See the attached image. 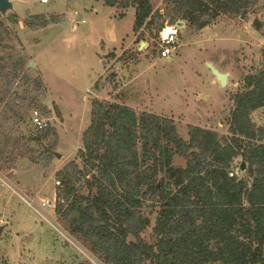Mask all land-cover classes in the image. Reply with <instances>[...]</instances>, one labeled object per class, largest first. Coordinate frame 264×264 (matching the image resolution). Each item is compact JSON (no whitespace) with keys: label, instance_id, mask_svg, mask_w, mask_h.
<instances>
[{"label":"trees","instance_id":"16d2710c","mask_svg":"<svg viewBox=\"0 0 264 264\" xmlns=\"http://www.w3.org/2000/svg\"><path fill=\"white\" fill-rule=\"evenodd\" d=\"M164 1L172 5L171 24L180 19L196 29L221 15H241L249 6V0ZM103 4L119 11L118 17L132 7L133 33L143 37L146 30L160 42L164 17L150 0ZM61 16L29 13L23 23L39 29ZM261 65L245 75L232 95L228 135L189 124L184 139L170 117L136 111L115 101L117 95L113 101L93 98L91 121L78 149L81 161L71 159L56 172L60 191L55 211L68 221V232L83 236L103 264H264V58ZM27 70L22 54L0 64L1 101L14 96L11 88L19 74L23 83L33 77L35 90L42 86L41 78ZM116 74L108 75L114 86ZM253 110L261 112L259 125L249 118ZM22 119L16 116V121ZM36 129L40 133L34 140L56 135L48 125ZM12 142L18 141L0 135L3 162L9 161L5 156ZM54 146H46L34 162H49ZM175 155L183 158V166L174 164ZM241 161L245 169L230 175ZM145 206L157 208L150 240L142 235L150 226Z\"/></svg>","mask_w":264,"mask_h":264},{"label":"rangeland","instance_id":"374dc122","mask_svg":"<svg viewBox=\"0 0 264 264\" xmlns=\"http://www.w3.org/2000/svg\"><path fill=\"white\" fill-rule=\"evenodd\" d=\"M150 1L164 17L159 31L162 36L171 24L172 5L164 0ZM13 5V10L0 14V64L24 55L27 71L39 76L42 86L35 90L33 77L23 83L19 74L11 88L14 96L0 99V135L18 141L6 152L9 161L0 160V224L4 225L0 264H76L82 260L103 264L83 236L68 232V221L60 213L46 211L57 230L13 190L35 201L49 198L57 203L60 184L56 172L71 159L80 163L78 149L91 121L93 98L113 101L117 95L115 101L136 111L170 117L184 139L189 124L228 135L226 120L232 95L246 74L262 68L264 0H249L241 12L243 17L225 14L201 29L181 27L173 58L157 56L159 40L148 31L143 30V37L131 34L132 7L118 17L119 11L104 5L103 0H13ZM29 13H59L62 20L32 30L23 23ZM72 19L84 22L74 27ZM120 36L125 37L122 44L116 41ZM130 39L132 43L127 45ZM154 41L158 45L154 46ZM109 53L113 55L106 56ZM207 62L228 73L224 87ZM113 71L117 73L116 86L108 82ZM33 96L36 100L30 103ZM34 110L55 129V136L33 139L40 133L30 120ZM17 115L23 119L16 121ZM248 115L256 125L263 122L260 110ZM53 142L60 157L53 154L47 163L34 162ZM174 164L183 166V158L175 155ZM156 211L149 206L142 210L150 220L142 234L147 240L151 239Z\"/></svg>","mask_w":264,"mask_h":264},{"label":"built area","instance_id":"2783aa9c","mask_svg":"<svg viewBox=\"0 0 264 264\" xmlns=\"http://www.w3.org/2000/svg\"><path fill=\"white\" fill-rule=\"evenodd\" d=\"M42 2H46L47 0H41ZM73 25H79L84 22V19L81 20H73ZM171 30L164 36H160V42L158 45L157 56L159 58H173L176 55V35L179 32L180 26L179 23L170 24L168 26ZM31 123L36 128H43L48 125L46 119L42 118L37 110H34L31 115ZM239 167H234L231 172L229 173L232 175L233 173L238 172ZM21 200L36 214H38L42 219L48 221L51 226L55 229L60 230L59 227L52 221L51 217L46 213V211L51 210L55 211L56 203L55 199L49 198H40L39 201H35V199H31L27 196L20 194L19 192L13 190Z\"/></svg>","mask_w":264,"mask_h":264},{"label":"water","instance_id":"95a60500","mask_svg":"<svg viewBox=\"0 0 264 264\" xmlns=\"http://www.w3.org/2000/svg\"><path fill=\"white\" fill-rule=\"evenodd\" d=\"M13 8H14L13 0H0V14L4 15L7 11L13 10ZM241 16L243 17V13ZM179 22L183 24V26L185 25L184 21L179 20ZM170 30L171 29L167 26L162 32V37H164ZM142 45H144V41H141V46ZM206 65L210 69L211 73L215 76L220 86L224 87L227 83L228 73L219 71L212 63L207 62ZM56 156L60 157V154L56 153ZM239 169L240 170L245 169L244 161H241ZM3 230H4V225L0 224V236Z\"/></svg>","mask_w":264,"mask_h":264},{"label":"crops","instance_id":"0c3cea01","mask_svg":"<svg viewBox=\"0 0 264 264\" xmlns=\"http://www.w3.org/2000/svg\"><path fill=\"white\" fill-rule=\"evenodd\" d=\"M179 26H180V28H181V27L183 28L185 25L183 26V24L180 23ZM132 33H133V31L131 32V34H132ZM177 34H178V33H177ZM117 39H118V40H116V41L119 42V44H122V43H124V40H123V39H125V37L120 36L119 38L117 37ZM131 43H132V39H130L129 42H127V45H130ZM156 53H157V51H156ZM95 81H96V80H95ZM95 81H94V82H95ZM93 85H94V84H93ZM94 88H95V86H94Z\"/></svg>","mask_w":264,"mask_h":264}]
</instances>
